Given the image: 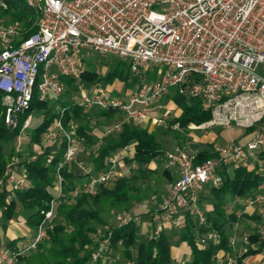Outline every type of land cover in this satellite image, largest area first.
Masks as SVG:
<instances>
[{
	"label": "built area",
	"instance_id": "obj_1",
	"mask_svg": "<svg viewBox=\"0 0 264 264\" xmlns=\"http://www.w3.org/2000/svg\"><path fill=\"white\" fill-rule=\"evenodd\" d=\"M24 1L37 13L34 33L22 38L19 23L0 20V91L7 127L17 126L18 116L29 107L34 90L42 101L60 96L66 90L61 77H67L78 88L70 98L77 105L115 110L136 125L180 129L178 122L167 124L155 113L161 99L175 90L187 98L197 95L201 108L210 114L205 122L189 123L188 130L215 126L250 129L242 140L212 144L215 155L200 162H195L196 153L180 148L164 152L163 167L174 169L176 178L153 207L144 205L150 219L149 239L166 229L185 227L189 220L207 226L201 197L208 188L222 185L225 172L246 167L264 175V0ZM0 6L6 8L1 0ZM91 53L126 61L131 75L137 78L135 88L118 95L112 86L101 82L84 83L81 75ZM151 68L154 78H148ZM60 112L62 115L63 109ZM29 122L30 116L21 132ZM123 122L106 126L104 135L118 132ZM76 129V122L70 121L64 128L57 118L42 136L41 146L52 141L55 148L65 144L52 185L56 196L63 195L60 168L71 167L80 152L82 139ZM133 155V143L111 154L108 168L96 176L94 184L126 176L119 167ZM51 158H46L47 164ZM4 183L7 202L25 187V170L20 169L17 155L0 177V190ZM94 184L83 192L96 193ZM261 185L264 187V182ZM244 203H264V189L246 196ZM53 210L52 202L33 236L17 247L16 254L36 247ZM133 216L117 214L116 225ZM218 241V232L208 229L196 244L205 247ZM229 244L233 247L235 240L229 238ZM7 254L4 264H15V253ZM215 263L235 264V256L228 252L216 255ZM243 263L264 264V260Z\"/></svg>",
	"mask_w": 264,
	"mask_h": 264
},
{
	"label": "trees",
	"instance_id": "obj_2",
	"mask_svg": "<svg viewBox=\"0 0 264 264\" xmlns=\"http://www.w3.org/2000/svg\"><path fill=\"white\" fill-rule=\"evenodd\" d=\"M6 8L0 6V20L6 18L5 23H19L23 27L22 38H26L37 30V13L29 7L24 0H1ZM130 70L126 61L114 59L111 68L103 77H99L94 69L87 66L82 73L81 80L92 85L103 81L104 84H112L114 81L126 83L130 79ZM148 78H151L150 75ZM66 85L62 95L68 98L60 99L59 106L54 109L49 105V99L40 100L37 91H33L29 107L18 116V124L15 128H9L4 123V106L2 104L3 93L0 91V177L4 175L8 163L14 155L19 158L20 169L25 170L26 184L21 191H17L15 197L6 201V185L0 190V213L5 220L13 217L17 206L29 212L27 222L34 229L44 220L45 212L49 210L52 202L54 205L53 216L45 225V234L34 249L25 253L18 252L17 245L13 241L10 252L15 253V264H106L99 256L100 246L103 240H107L104 248L119 249L121 257L131 264H178L171 255V245L167 232H162L157 238L148 237L137 242V223L133 216L123 225H107L101 241H95L97 224L106 225L102 212L109 209H121L123 206L132 205L138 198L140 189L136 181L140 177L152 172L149 169L150 162L163 153V148L157 141L156 131H148L145 126L132 122H123L118 132L104 135L103 141L97 145L91 153V164L94 175L108 168V158L111 154L133 143L134 155L126 158L125 163L133 166L137 173L122 176L105 183L98 184L96 193L80 192L73 199L70 195L75 190L77 176L71 167H61L60 174L63 178V195L56 196L53 191L56 167L61 161L65 144L55 148V142H48L41 146L43 134L53 126L57 118L61 119L64 128H68L69 122L77 123L76 135L87 144L95 146L97 139L91 133L90 118L94 114L89 108L77 105L70 98L77 93V86L71 78L61 77ZM132 81H137L133 77ZM116 94V93H114ZM177 104L180 112L170 124L179 123L180 128L187 129L189 123L200 124L209 119L210 114L200 106L197 95L187 98L177 92L170 95ZM60 109H63L62 115ZM91 109V108H90ZM42 112V118L34 127L27 126L30 132V141L40 146L37 154L29 160H21L19 151L15 152V146L20 140L21 129L25 119L33 112ZM98 115L110 120L115 114L121 115L115 110H100ZM250 131V129H248ZM6 143H11L9 151ZM196 153L195 162L214 156L212 146ZM51 155V162L46 163V158ZM167 174V172H165ZM169 175V174H167ZM264 175L246 167H239L232 172L224 173V180L218 188H208L217 198L222 194H231L236 197H245L253 194L261 183ZM216 215L205 213L206 225H198L189 220L185 225L181 240L189 247V259L185 264H215L216 254L220 251L231 253L229 233L225 224L231 220H238L233 214H226L215 203ZM59 218L60 221H56ZM194 226V227H192ZM194 228V229H193ZM208 229H214L219 234L218 243H209L205 247H199L196 240ZM106 245V246H105ZM103 246V245H102ZM100 248V249H99ZM133 249L135 252H133ZM264 253V237L258 229L247 236V247L235 256V264H244V259L252 254ZM97 253L94 259L93 255Z\"/></svg>",
	"mask_w": 264,
	"mask_h": 264
},
{
	"label": "rangeland",
	"instance_id": "obj_3",
	"mask_svg": "<svg viewBox=\"0 0 264 264\" xmlns=\"http://www.w3.org/2000/svg\"><path fill=\"white\" fill-rule=\"evenodd\" d=\"M5 20L6 18H3L1 21L5 22ZM89 57L90 58L86 60V66L94 69L99 77H103L106 74V72L111 68L115 59V57L112 55L104 57L96 55L95 53H91ZM133 77L134 76L130 74V79L126 83L114 81L112 84L107 85L109 87L112 86L114 93L118 95H124L128 90L135 88L137 81H132ZM101 84H104V82L101 81ZM64 98H68V96L60 95L57 97H50L49 105H52L54 109H57L60 99ZM90 108V112L94 114L90 118L89 126L91 128V133L97 139V143L95 146H92L87 144L85 141L80 140V152L75 158L71 168L77 176V179L75 180L76 188L71 192L70 195L73 199L76 197L75 195L83 192L87 186L95 183L93 180L96 178V175L93 173L90 157L94 148H96L97 145H100L103 141L102 139L104 137L105 131L104 128L108 125H111L112 123H118L123 120L126 123L130 122L126 121L124 117L119 114H115L110 120H107L103 116L97 114L95 107L91 106ZM179 112L180 110L175 103L174 110L171 111L168 108H165L164 110L160 109L158 110V115L164 118L168 124L174 115L176 117ZM41 118L42 112L36 111L31 114V119H33V121L36 123L40 122ZM34 122L30 124L33 127L35 126L33 125ZM153 130L158 134L156 139L162 146L163 152L173 148H180L191 154L207 147L209 148L207 143L212 145L223 144L230 140H242L249 132L243 128L235 127L224 129L215 126L204 130H188L183 128L173 129L170 127V125L155 127ZM18 143L20 153L19 157L22 161L32 159L40 148L38 144L30 141V132L28 128H25L21 132L20 140H18L16 143L15 148L17 147ZM11 146V143H6V150L9 151ZM162 158L163 153L155 158L149 166V169L152 172L148 173L146 176L140 177V179L136 181V186L140 189L138 194L141 196L138 198V200H136V202H134V204L123 206L121 209H109L102 212L101 215L106 225L97 224V234L95 236V241L102 240L103 233L106 231L107 225L116 224L115 216L117 214L127 213L134 215L136 217V221L139 222L137 226V242L146 240L148 231H142L141 227L139 226L145 220L147 221L145 223H150V219H148V213H146L144 205L147 207H153L155 203L160 201L166 195L168 187L173 178V176L167 172L166 169H164ZM119 169H121L125 175L137 173V170L131 165L128 167L123 165L119 167ZM165 172H167V174L169 173V175H167ZM94 186L97 187L98 185L94 184ZM201 200L205 213L209 212L211 215H216L214 205L215 203H219L220 207L226 214H233L235 217H237L236 215L239 214L238 220H229L225 224V229L228 231L230 236L229 238H233L235 240L236 245H234L236 252L234 251V253L236 255L240 254L243 249L247 247V241L243 240L244 237H247L255 229L262 231L264 234V203H257L256 205L254 204V210L251 214H248L243 211V206L241 202L238 203L239 200L237 197L231 194H222L217 198L207 189L203 192ZM56 221L58 222L60 219L56 218ZM184 229L185 227L166 229L170 245L172 246L173 251H175V256L177 257L176 261L178 264H185L189 259L186 250L187 248L184 246L183 240H181V235L183 234ZM133 252H135L134 249ZM99 256L106 264H131L121 257L119 249H111L109 247L104 248V245L99 251Z\"/></svg>",
	"mask_w": 264,
	"mask_h": 264
},
{
	"label": "crops",
	"instance_id": "obj_4",
	"mask_svg": "<svg viewBox=\"0 0 264 264\" xmlns=\"http://www.w3.org/2000/svg\"><path fill=\"white\" fill-rule=\"evenodd\" d=\"M153 71H154L153 68H151V70L148 73V76L150 75L151 78L155 77ZM128 92H130V90H128L126 93H128ZM173 92H174V90L170 91L167 95H165L161 99V101L159 103L160 107L159 108L157 107L156 110H155V113L157 115H158V110H160V109L164 110L165 108H168L171 111L175 109V102L173 101V99L170 96ZM95 108H96L97 111H100L97 107H95ZM174 117H175V115H174ZM170 121H169V123H170ZM32 122H34V121H33V119H31V115H30V124H32ZM36 124H37L36 122L33 123V125H36ZM142 126H145L148 129V131H154L153 129H155V127H156V126H154V125H152L150 123L143 124ZM199 130H201V129H199ZM207 144H210V143H207ZM164 152H163V154H164ZM197 152H195V153H197ZM152 161L150 162L149 166L151 165ZM162 161H163V158H162ZM129 165L130 164L124 163L125 167H128ZM166 171L169 172L173 176V178H172V181H173L176 178L175 170L174 169H166ZM261 184L259 185V187L256 189L255 192H259V191H262L264 189V187ZM245 197H237V199L239 200L238 203L241 202V204L243 206V211H245L248 214H251L252 211L254 210V206L257 203H255V205L253 204V205L246 206L245 203H244V198ZM28 214H29V212L27 210L22 209L21 206H17V208L15 209L13 217L8 219V220H5L2 217L1 213H0V264H4L5 263L6 256L8 255L7 253L10 252V245H11V243L13 241L15 242V245L20 246L21 244H24L28 240V238L33 236V234L35 232V229L32 226H30L28 224V222H27ZM236 216H237L236 218L238 219L239 218V214H237ZM148 219H149V216H148ZM145 222H147V221L145 220L139 225L141 227L142 231H148L149 230L148 225L150 226V223L148 222V224H147ZM136 223H137V226H138L139 222L137 221ZM137 233H138V231H137ZM260 233L264 237L263 232L260 231ZM183 244L187 248L186 250H187V254H188V258H189V247L186 244V242H183ZM235 245H236V243H235ZM235 245L232 247V251L230 253L233 256L236 255L234 253V251L236 252ZM225 253H227V252L220 251L216 255L217 256H222ZM171 255H172V257L175 260H177V257L175 256V251H173L172 246H171ZM263 257H264V253L263 252H258V253H255V254L247 256L244 259V262L261 261V260H264Z\"/></svg>",
	"mask_w": 264,
	"mask_h": 264
}]
</instances>
